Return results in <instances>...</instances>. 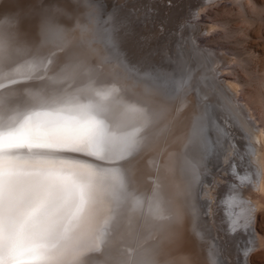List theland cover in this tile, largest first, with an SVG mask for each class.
<instances>
[{
	"label": "snow or ice",
	"instance_id": "1",
	"mask_svg": "<svg viewBox=\"0 0 264 264\" xmlns=\"http://www.w3.org/2000/svg\"><path fill=\"white\" fill-rule=\"evenodd\" d=\"M84 3L94 21L96 6ZM14 25L0 21V264H91L92 257L95 264H133L116 244L134 214L146 210L157 221L182 220L163 180L147 197L131 187V158L142 151L145 130L161 112L146 102L124 103L115 85L92 97L16 87L41 80L50 59L20 44ZM105 33L112 57L122 63L111 31ZM42 34L45 44L64 37L51 21ZM76 67L66 65L49 79H68ZM186 85L172 81L168 90ZM21 96L23 110L15 103ZM191 137L194 155L183 168L189 187L200 179L209 152L206 112L194 118Z\"/></svg>",
	"mask_w": 264,
	"mask_h": 264
},
{
	"label": "bare ground",
	"instance_id": "2",
	"mask_svg": "<svg viewBox=\"0 0 264 264\" xmlns=\"http://www.w3.org/2000/svg\"><path fill=\"white\" fill-rule=\"evenodd\" d=\"M35 1L37 2V4L38 3L43 4L42 2L43 0L41 2L34 0V2ZM45 1L46 0H44V2ZM47 1L48 2L50 1L51 4L47 5L48 3ZM47 1L45 2V5L47 7L43 4L45 8H43L42 6L43 8L42 9L40 7V4L33 5L31 0H0V21H6L9 19L14 20L15 22L14 31L16 33V37L19 43L27 48L32 49L33 51L39 49V54L42 57H47L50 59V63H48L46 71H42L41 73L38 74L42 77L41 80L21 83L18 84L16 87L20 89H32V90H35L39 87H44L46 90H50V91L54 90L57 92H61L64 95H81V96L92 97L94 90L97 89L102 90L105 87L115 85L120 89L118 97L124 103H137V106H143V102H146L150 106V108L161 112L160 119L154 125H150L149 129L145 130L147 134V139L145 140V145L142 151L139 152L135 157L131 158L130 161V167L132 169L131 187L138 195H143L147 197L151 194L154 185L160 182L161 180H163L164 194L167 198H170L172 200L173 210L179 211L181 213L182 220L180 223L157 221L154 220L152 217H150L146 212V210L142 213L134 214L131 221L123 225L122 235L118 237L116 248L120 250H126L128 254L132 257L133 264H140V262L143 260H150L152 264H185L184 258L185 260H187L186 259L187 256L184 257L183 259L182 256H185L186 254L181 252L183 253L181 255L179 253L183 247L182 246L181 249H179L180 248L179 244L182 243L181 238H179V236L183 235L181 236L183 237V242L184 241L189 242L188 248L183 251H187L189 249L188 250L189 252L187 253L189 254L191 253L192 257L191 256L190 257L193 258V260L195 257L199 261V264H219L217 258H210V256H208L206 253L204 254L202 251L200 250L195 251L194 249L195 243L193 241L194 239L193 234L195 235V232L198 233L197 230L199 229L196 230V228L193 227L194 225L193 222L196 223L195 217L196 215H198L197 213L198 212L201 213L202 208L206 206L203 205L204 203L201 202L200 196L202 195L201 197L203 198L207 196L208 198L210 197V199L212 198L213 200L214 199L213 195L215 194L214 190H216L215 188L217 187L216 184L219 185L218 182L222 180V178L219 177L221 175L219 176L215 175L214 177L215 180L213 181V185L209 186L208 178L207 177L204 178L206 183L204 185H201V189H203L202 191L204 192L203 194L200 192V185L198 191V193L200 192L198 200L201 202V204H199L198 200H197L198 202L196 201V199L194 200L195 198L194 196H197L198 198V193H195V191L194 193L193 192L190 193V187L191 185H193V183L189 187V178L186 175V173L183 171V168L185 165L186 158H191L193 156L189 153L190 150L193 149L191 143V139H192L191 130L193 127L194 118L206 112V119L211 120L213 124L215 123V129L217 130V132L214 135L215 136L214 138L216 139L215 140L216 142L217 141L220 142L219 143L220 147L217 148L215 154L217 153L219 154V152L221 151L222 149L221 146L226 138L225 136L234 134V136L239 138V139L237 138L238 139L237 141L234 138L232 139L233 143L235 144L234 145L233 143H231L233 149H231V147L225 148V153L223 156L224 157L223 167H226V164L228 160L231 159V157H234L233 159H231V162H234L235 164L238 165L237 163L238 161L235 158V156L238 155V157L239 156L244 157L245 154H248L250 152L248 159L249 165L251 167L256 168L257 170L261 169L262 171H264V129L260 128L258 125H255L253 121L249 119V117L245 112V109L246 110L249 109L247 108L248 106L247 107L244 106L245 107L244 109L241 106L242 104L240 105L237 102L238 100L237 101L235 100L234 96L237 94V87L235 86L236 84L235 85L229 83L223 84L224 87L227 88V92L229 96L228 94H226V92H223L220 89V87H218L217 89L219 90V93H221L224 96L225 101L231 107V110H233L235 117L238 120V123L235 121L236 118L232 117L234 114L232 115V113L229 111L222 113L220 112L221 107H217L216 106L217 104H215V107H213L214 104L210 102L211 100L209 94L210 92L208 93L206 88L210 89L211 91L213 87H211V85H207L208 82L205 78H203V80L201 81L200 79H202V76H204L203 74H205L206 70H208L209 71L208 76L211 77L212 82H215V84L217 81L221 82L220 79H217V77L213 76L211 65L212 66L217 65V67H219V69L216 68V70L214 71L216 74L217 71L220 72V66H218L220 61L221 60L227 61L229 58H227L228 56L226 57L225 54L220 53L218 54L220 59H217L218 55L216 54L215 51L212 52V49L204 47L205 48L204 50L201 48L197 49L199 52V57H201V59H199L200 62H198L197 59L199 57L194 54V53H198L195 52L197 50H194L195 49L194 40L196 33H198L197 30L202 31V29H204L208 32V30H210V28H212L213 25L206 24L202 27H197V22L190 21L191 25L193 26L192 27L193 35L190 36V38L192 37L191 38L193 45L192 47H190L191 45L187 44L188 42L191 41L188 42L186 41L185 43V40H183L185 39L186 34L181 30L179 34L180 37L179 39H182L184 42L183 41L179 42V49L177 48L175 50L174 48H172L173 45L169 41L166 44V46H164L162 51L159 50L160 48L157 49L155 46H150L147 44L150 48L154 49L153 51L155 53H152L151 50L149 52L148 46L147 48L143 49V47L142 48L138 46L135 47V45L133 44L134 47L137 49H134V47L132 49L127 48L131 46L130 43H127L128 41L126 39L123 40L119 39V37L123 36L122 34H124L123 28L121 29V25L128 24L131 22V19H134L133 16L131 15L129 16L127 14L129 13L128 6L124 8V10H126L127 13L125 14L123 13L124 15H126L123 16L124 18L122 17L123 19L122 18L119 19V17L117 16L122 11L123 6H121L122 5L121 4L117 7H111V9L107 10L106 12L107 14L105 15L106 17L102 16L103 18L104 17L107 18L106 21H104L103 18L99 17L97 19L96 17L94 21L90 22L88 20V23L86 24L85 23L81 24V22L80 24L76 23L77 25H75V27L71 29L70 27L66 28L65 24L63 25V22L69 24L68 22H70L72 17L75 16L76 13L74 12H76V9L79 7V5H77L78 0H76L77 4L74 1L67 0L69 2L67 3V5L70 4L69 5L70 7H67V5L66 6L63 5L66 4L65 0H58V1L55 0L57 4L56 3L53 4L52 0H47ZM93 1H90L92 2L91 4H93ZM112 1L113 0H97V2L95 1L96 3L94 2V5L96 7L97 5L98 6L102 5L101 6L102 8L103 6L107 5L105 4V2L116 4V2H112ZM115 1H117L118 4H120V2H123V0H115ZM58 2H60V4ZM71 2H74L78 7H75V5ZM81 4L82 2L80 3V5ZM62 6L63 7L65 6V8L67 7V10H71V8H73L74 6L75 11H73L72 9L73 15L71 17L70 16L68 17L71 18L70 21L66 22V19H68L66 16L68 15H66L67 12L64 13L65 8H62ZM109 6L107 5L108 8ZM173 6H174L173 4L169 6L166 5V7L164 8L171 10ZM175 6L174 8L178 10V8H176L178 6L176 7ZM85 7L86 6L80 8L84 9ZM112 8H116V12H114ZM81 10L79 9L78 11ZM70 12L71 11H69L68 14L71 15ZM84 14L87 15V12ZM113 14L120 21L119 20L117 21V19L115 20V17L112 16ZM135 14H139V11H136ZM169 14L170 12H168V14H166L165 16L167 17ZM82 15L80 16V18L82 17ZM85 15H83V18ZM63 17L65 18V21H63L64 19ZM111 17H113L114 19H109ZM172 17L174 16L172 15ZM46 21H51L55 29L64 34L63 40L53 41L47 44L44 43L45 36L42 34V25H44ZM73 21L74 20L72 19V22ZM72 22H70V24ZM61 26L64 27L61 28ZM105 29H109L111 31L117 46L119 47L121 46L120 49H122V46L124 45V41L125 42L127 41L126 43L129 44L127 45V47L123 48V49L126 48L128 49V50L126 49L128 53H126L125 55L126 56L127 54L129 55L127 57L126 56L124 57L126 58V60L127 58L128 60L129 59L131 60L127 64L125 63L126 62L125 58L122 59V56H121V59L123 61L122 63L118 62L115 58L112 57L110 47L107 46L104 42V37L106 35ZM149 37L151 38V36ZM197 37L199 36H196V38ZM80 41H84V43ZM183 43H185L186 45H184ZM173 50H175V53L177 55L172 54ZM124 51L125 50H123V52ZM192 51H193V56L194 55H195L194 57L197 56V59H193L192 54H190V52L192 53ZM207 51L209 55L212 57V59L210 58V61L208 60ZM123 52L122 55H124L125 53ZM158 52L159 54H157ZM154 57L156 59H154ZM197 63H199V65H196ZM70 64L78 65L79 67L75 68L74 74L69 76L68 79L60 80L59 82H53L49 79L50 77H56L61 72V70L65 68L66 65H70ZM164 64H166L167 67H164ZM203 65L205 67H203ZM69 71L72 70L69 69ZM185 80L187 81V85L179 92H170L168 90V85L172 81L183 82ZM198 90H202L201 92L205 100L203 99V97L201 98V94L200 97L199 95L197 96ZM207 96L208 99L206 98ZM15 103L21 107V110H23L24 97L23 96L18 97ZM225 115H228L229 118L226 117ZM218 116L222 117L224 120H221L222 118L219 119ZM220 129H224V130H220ZM222 132L225 136L223 135L222 139L218 140V136L221 137ZM143 134L144 133H142V135ZM243 134L246 135L247 138L246 140L242 139ZM241 140L249 144L248 150H245L244 147L239 145ZM235 146H236L235 148L236 152L233 151ZM224 147L225 146L223 145V149ZM216 157L217 155H214L212 158L215 159ZM211 164L212 161L210 163V167ZM244 167L241 169L242 171H244ZM226 168H224L223 170L226 171ZM230 170L232 172V168H230ZM233 170L235 171V169ZM234 171L232 172V174H235ZM224 176H226V174L223 175V177ZM235 183H237L236 180L234 181V184ZM244 183L245 182H243V184ZM262 184H263L262 181H260V183L259 182L255 183V181H253L252 184L253 189L259 191L262 190L263 189ZM237 190L228 192L226 199L223 201L225 202L224 207L227 212L226 216L228 218V223L230 225L229 226L230 232H233L235 236L239 235L238 238L240 239H242V236L244 237L247 236V238L248 236L252 237L253 235L252 228L254 226L253 218L255 215V211L258 208V202L255 196L252 197L251 196L247 197V195L243 196V194H240L241 192L238 193ZM192 200L194 201L195 206L192 205ZM205 208L207 212L209 211L208 217H210V219L213 220L214 218H216V216L215 217L213 216L212 206L211 208H209V210L207 206ZM201 216L204 217V215ZM206 217L207 216H205V218ZM210 221L209 223H211ZM212 226L210 225V227ZM201 227H205V226H201ZM238 228L239 229L243 228V229H241V231L239 232ZM211 229L212 230L210 233L212 235L208 234L210 238L206 237L207 239L204 238L205 240L203 241L205 242L207 240L209 241L210 246L208 247L211 250H218V253L221 254L222 264H225L224 253L221 251V247L218 248L219 246L216 245V243H218V239L217 240L215 239L214 240L215 242L212 241L213 237L211 239V236H215V234L217 238L220 235L217 232H215L216 229L214 228ZM182 230L184 231L182 232ZM202 233L200 231L198 234H202ZM203 237L204 236L202 235V238ZM220 241H222L221 238ZM213 246H216V249L215 247L213 248ZM240 247L244 252L242 257L241 258L239 257L240 262L243 263L245 260L244 259L245 253L249 251L252 248V246L247 245L246 247H244V245L241 242V246L239 245V249ZM189 254H187L188 257ZM95 260L96 257H92L91 264H95ZM188 260L191 259L188 258ZM194 262L195 261H193L192 264H194ZM186 264H190L189 261H186Z\"/></svg>",
	"mask_w": 264,
	"mask_h": 264
},
{
	"label": "rangeland",
	"instance_id": "3",
	"mask_svg": "<svg viewBox=\"0 0 264 264\" xmlns=\"http://www.w3.org/2000/svg\"><path fill=\"white\" fill-rule=\"evenodd\" d=\"M37 1L41 2L42 0H37ZM52 1H53V4L56 3L55 0H52ZM71 1H74L77 4L76 0H71ZM90 1H93V0H89V3H92ZM95 1L97 2V0H94L93 4ZM191 1H192V3H191ZM31 2L33 3V5L37 4L36 1H35L36 3L34 2V0H31ZM42 2L45 5L44 0ZM65 2H66V4H63V5L66 6L67 3H69V2L67 0H65ZM74 2H71V3H73L75 5V7H78V6H76V4ZM79 2L80 3L82 2V4L80 5ZM112 2H116V4L110 3V2H107V3L105 2V4H107L108 6L110 3L109 8L105 4H104L105 6H103L104 8L103 7L101 8L102 5H100V4H99L100 6L97 5V7H96L97 8V19L99 17L103 18L102 16H105L107 14L106 13L107 10L111 9V7H117L121 4H122L121 6H123L122 11L120 12V14L117 13L118 15L117 14H115V15H117L119 17V19H121L123 16H126L124 14L127 13V11L124 10V8L126 6H128L129 7L128 11L130 14L129 13H127V14L129 16L131 15L134 17V19L129 18V19H131V22L129 21L131 24L128 23V24L121 25V29L123 28L124 34H122L123 36H120L119 39L120 40L126 39L128 41V42L127 41L126 42L130 43V45H131V46L127 47V45H129V44H127L124 41V45L121 43L123 45L122 49H120L121 46L120 47L118 46L119 50H121L120 53H121L122 59L125 58L124 57V56H126L125 54L128 53L127 48L132 49L134 47V45H135V47H137V46L141 47V48L143 47V49L147 48L148 45L155 46L157 49L160 48L159 50L162 51L164 46H166V44L169 41L173 45L172 48H174L176 50L177 48L179 49V42H182L183 40H185V43H186V41L187 42L191 41V42H188L187 44L191 45L190 47H192L193 46L192 40H191L192 37L190 38V36L193 35V29H192L193 26L191 25L190 21L197 22V27H202L206 24L213 25V27L210 28V30H208V32L204 29H202V31L197 30L198 33H196L195 40H194L195 41L194 42V46H195L194 50H197L198 48H201L203 50L205 48H210V49H212V52L215 51L217 55L220 53L221 54L223 53V54H225L226 57L228 56L227 58H229L227 61H224V60L220 61L219 65H218V66H220V72L217 71L218 74L217 73L215 74L214 71L216 70V68L219 69V67H217V65H213V66L211 65V69L213 71L212 72L213 76L217 77V79H220L221 82L217 81L216 84H215V82H212L211 77L208 76V72H209L208 70H206V73L203 74L205 77L202 76V79H200V81H201V80H203V78H205L208 82L207 85H211V87H213L211 89V91H210V89H207L205 87L207 92L208 93L210 92L209 93L210 98H211L210 102L214 104V105L212 104L213 107H215V104H217L216 105L217 107H221L220 112L225 113L226 111H229L233 115L234 114L233 110H231V107L225 101L224 96L221 93H219V90L217 88L220 87V89L223 92H226V94H228L227 88H225L223 84H226V83L233 84V85L236 84L235 86L237 87V94L234 96L235 100L236 101L238 100L237 102L240 105L242 104L241 106L244 109H245V107L248 106L247 108H249V109L248 110L245 109V112H246L247 116L249 117V119L251 121H253V123L255 125H258L260 128L264 129L263 128V126H264V0H171V1H169V0H152V1L151 0H125L124 1L123 0V2H120V4H118L117 1H115V0H113ZM58 3L60 4V2H58ZM38 4H40V7L42 8L43 4L42 3H38ZM48 4H51V2L49 1L47 3V5ZM53 4H52V6H53ZM171 4H173L174 6L175 5L178 6V7L175 6L176 8H178V10L175 9L174 6L171 10L164 8V7H166V5L169 6ZM69 5L70 4H68L67 7H70ZM77 5H79L78 8L80 10L81 9L82 10L78 11L79 9L78 8L76 9V12H74V13H76L77 15L75 14V16H73L74 18L72 17V19L74 20L73 22H72V19L68 18V17L69 16L71 17L73 15L72 9H73V11H75L74 6H73V8H71V10H67V7L65 8V6L64 7L62 6V8H65V10H66L65 11L63 9L64 13L67 12L66 15H68V16H66L68 18V19H66V22L70 21V19H71L70 22H72L71 24H70V22H68L69 24H66L65 22H63V25L65 24L66 28L70 27L72 29L75 27V25L80 24V22H81V24L82 23H85V24L88 23V17H87V15L84 14L88 11V9L86 7L84 9L80 8V7L85 6L84 0H78ZM111 5H113V6H111ZM71 7H72V4H71ZM43 8H45V7L43 6ZM112 10H114V12H116V8H112ZM69 11H71L70 12L71 15L68 14ZM117 11H119V10H117ZM136 11H139V14H135ZM168 12H170V14L166 17L165 15L168 14ZM64 13H61V14H64ZM102 13H105V14H102ZM80 14L85 15L84 16L85 19L83 18V15H82V17H81L82 19H81ZM172 15L174 17H172ZM112 16H114V14ZM105 17L103 18L104 21L107 20V18H105ZM114 17H115V20L116 19H117V21L119 20L116 16H114ZM109 19H114V18L111 17ZM63 21H65V18L63 19ZM72 25H73V27H72ZM62 27H64V26H61V28ZM181 30L183 32H185V34H186L185 39H183V40L179 39L180 38L179 34H180ZM143 33H144V35H143ZM149 36H151V38ZM186 36H188V37H186ZM196 36H199V37H197L198 40H197ZM124 37H126V38H124ZM138 41H139V44H138ZM80 42L84 43V41H80ZM185 43H183V44L186 45ZM197 46H199V47H197ZM124 47H127L126 48L127 50L123 49ZM135 47H134V49H137ZM123 50H125L124 51L125 53L123 52ZM150 50L152 51V53H155L153 51L154 50L153 48L149 47V52H150ZM175 50L172 51L173 55H177L175 53ZM208 51H207V53H208ZM122 52L124 53V55H122ZM159 52L157 54H159ZM195 52H198V50ZM161 53H163V52H161ZM190 54H192V56H193V51H192V53L190 52ZM194 54L199 57V52L194 53ZM127 56H129V55L127 54ZM194 56H193V59H197V56L196 57H194ZM207 56H208V60L210 61V58L212 59V57L209 55V53ZM155 57H154V59H156ZM199 59H201V57H199L197 59L198 62H200ZM217 59H220L219 55H218ZM125 60H126V58H125ZM129 61H131V60L130 59L128 60V58H127L125 63L127 64ZM130 63H132V62H130ZM161 63H162V61H161ZM196 65H199V63H197ZM164 67H167V65L164 64ZM203 67H205V66L203 65ZM184 73H185V70H184ZM201 91L202 90L197 91V96L199 95V97H200V94H201V98H202L203 94ZM211 95H213V96H211ZM228 96H229V94H228ZM206 98L208 99V96ZM203 99H204V97H203ZM225 116L228 117V115H225ZM232 117L236 118L235 114ZM218 118L220 119L222 117L218 116ZM221 120H224V119L222 118ZM209 121H211V120L206 119V126H208V123L210 125V123L212 122V121L211 122H209ZM235 121L238 123L237 118ZM211 125H210L211 130H212L211 134L213 133L212 134V138H213L212 141L214 143L213 156L217 155V157L215 159L212 158L213 160L209 159V162L207 164H204V166L201 165L200 171L205 170L204 167L206 168L207 171L204 173V176H206L208 178L209 186L213 185V181L215 180L214 179L215 175H218V176L221 175L219 177H221L222 180H220V182H218L219 185L216 184L217 187L215 188L216 190H214L215 194L213 195V197H214L213 200H212V198L210 199V197L208 198L207 196H205L204 198L201 197L202 195L200 196L201 202L204 203L203 205H206L208 207V210L212 206L213 216L214 217L216 216V218H214L212 220V219H210V217H208L209 211L207 212V210L205 208L206 206L204 207V209L202 210L201 213L200 212L197 213L198 215H196V217H195L196 223L193 222V224H194L193 227H195L196 230L199 229V230H197L198 233L200 231H201V233L202 232L203 233L198 234L195 232V235L193 234V236H194L193 241L195 243L194 249H195V251L200 250L204 254L206 253L208 256H210V258H217L218 261L221 260V262H222L221 254L218 253V250H211L208 247V246H210L209 241L208 240L206 242L203 241V240H205L204 238L209 237L208 234L212 235L210 233L212 230L211 228H214V229H216L215 232H217L220 236L217 238V236L215 234V236H211V239L213 237V239H212L213 242H215L214 241L215 239L216 240L218 239V243H216V245L219 246L218 248L221 247V251L224 253L225 264H229V263L235 264L236 262H237L236 264H264V171H262L261 169L257 170L256 168L251 167L249 165L248 159H249L250 152L248 154H245L244 157L243 156L238 157V155L235 156V158L238 161L237 162L238 165L235 164L234 162H231V159L234 158V157H231V159H229L227 164H226L227 168L223 167V165H224L223 164L224 163L223 162V158H224L223 156L225 153V148L231 147V149H233V147L231 146V143H233L232 139L234 138L237 141L239 138L234 136V134L225 136L222 132V136L221 137L218 136V140L222 139L223 135L226 138H225V140L221 146L222 149L219 152V154L218 153L215 154L217 151V148L220 147V144H219L220 142L219 141L216 142L215 141L216 139L214 138L215 137L214 135L217 132V130L215 129V123L213 124V122H212ZM218 125H220V124H218ZM221 127H222V125H221ZM212 128L214 129V131ZM220 130H224V129H220ZM241 132H242V130H241ZM242 139L243 140L247 139L245 134L242 135ZM243 140H241L239 145L244 147L245 150H248L249 144H247ZM223 145L225 146L224 149H223ZM235 148H236V146L234 147V150H233L234 152H236ZM189 154L194 155L193 149L190 150ZM211 161H212V164H211L212 169L210 167ZM239 162H241V163H239ZM233 163H234V165H233ZM243 167H244L245 172L241 170ZM224 168H226V171L223 170ZM230 168H232V172L234 171L233 169H235V171H237V172L234 171V173L236 175L232 174ZM200 174H201V172H200ZM225 174H226V176L223 177V175H225ZM244 175H246V176H244ZM258 176H259V178H258ZM230 177H234L235 179L234 178L230 179ZM235 180L237 183L234 184ZM253 181H255V183H257V182L260 183V181H262L263 182V184H262L263 189L260 191L253 189V185H252ZM243 182H245V183L243 184ZM205 183H206V181L204 179V180H202V182L200 184V192L202 194L204 191H202L203 189H201V185H204ZM194 184H196V182L193 183V185ZM193 185H191V187H190V193H192V192L194 193V191H195V189H194L195 185L194 186ZM234 190H237L238 193L241 192L240 194H243V196H246V195H247V197L248 196H251V197L255 196V198L257 199V202H258V208L255 211V215L253 218V224H254V226L252 228L253 235H252V237L248 236V238H247V236H245V238H247L246 240L249 241V245L252 246V248H251L252 250L248 253L246 258H244L245 260L243 263L240 262L239 255L237 252H235L236 247H237L236 245L240 241V238H238L239 235L236 234L237 236H235V234H233V232H230V227H229L230 225L226 220L228 218L226 216L227 212H226V209L224 207L225 202H223L227 197V193L234 191ZM200 192L199 193L197 192L198 193V199H199ZM194 197H195L194 200L197 199L196 196H194ZM192 199H193V196H192ZM195 203H196V201H195ZM192 205L195 206L193 200H192ZM204 211H205V213H204ZM201 215H204V217H202ZM205 216H207L206 217L207 219L205 218ZM204 218H205V221H204ZM208 218H209V220H208ZM200 220H202L203 223ZM214 220H216V221H214ZM209 221L211 223H213V222L214 223L211 224V223H209ZM210 225L211 226L214 225V226L210 227ZM201 226H205V227H201ZM241 229H243V228H241ZM241 229L238 228V231L240 232ZM183 231L184 230H182V232ZM206 233H207V236H206ZM226 234L229 237H227ZM202 235L204 236L203 238H202ZM181 236H183V235H181ZM181 236H179V238H181L182 243L179 244L180 248L179 247L178 248L181 249L182 246L184 247V248L182 247V250H180V252H179L181 255L183 253L186 254L185 256H182V259H183L186 256L188 257L187 254H189V253H187V252H189L188 251L189 249L187 251H183V250L188 248L189 242H187V241L183 242V237H181ZM220 238L222 239V241H220ZM250 241H251V244H250ZM203 243H205L206 245ZM253 243H254V245H253ZM239 245L240 244L238 243V247H239ZM243 245H244V247L247 246L244 243H243ZM214 247L216 249V246H213V248ZM181 252H183V253H181ZM216 255H217V257H216ZM190 256H191V253L189 254L188 258L193 260V258H191L192 256L191 257ZM187 257H186L187 260H185V258H184L185 264H186V261H189L190 264H192L193 261H195L196 263L198 262L197 264H199V261L194 256H193L194 257L193 261L188 260ZM195 262H194V264H196Z\"/></svg>",
	"mask_w": 264,
	"mask_h": 264
},
{
	"label": "water",
	"instance_id": "4",
	"mask_svg": "<svg viewBox=\"0 0 264 264\" xmlns=\"http://www.w3.org/2000/svg\"><path fill=\"white\" fill-rule=\"evenodd\" d=\"M211 129H210V125H208V126H206V134H207V136H208V142H209V152H208V155L204 158V163H203V166H204V164H207L208 162H209V159L210 158H212L213 157V153H214V143H213V141H212V134H211ZM204 169L205 170H201L200 172H201V174H200V179L199 180H197L196 181V184H195V193H197L198 191H199V185L201 184V182H202V180H204V178L206 177V176H204V173L207 171L206 170V168L204 167ZM232 178H234V177H230V179H232ZM197 195V194H196ZM196 198H197V196H196ZM198 200V198L196 199V201ZM199 201V200H198ZM197 201V202H198ZM199 204H201V202L199 201ZM204 208V207H203ZM203 208H202V210H203ZM202 212V211H201ZM227 220V222H228V219H226ZM247 238H245L244 236H242V239H240V246H241V242H242V244L244 243V244H246V245H249V241L248 240H246ZM238 243H237V247H236V250H235V252H237L238 253V255H239V257L241 258L242 257V255H243V251L241 250V247H240V249H239V247H238ZM248 250V249H247ZM252 249H250L249 251H247L246 253H245V255H244V258L248 255V253L251 251ZM219 263L220 264H222V262H221V260H219Z\"/></svg>",
	"mask_w": 264,
	"mask_h": 264
}]
</instances>
